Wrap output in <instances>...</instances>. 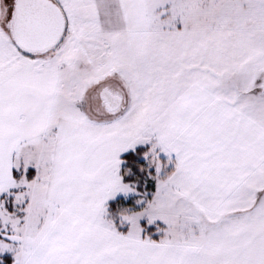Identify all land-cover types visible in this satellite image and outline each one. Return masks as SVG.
<instances>
[{
	"label": "snow or ice",
	"instance_id": "obj_1",
	"mask_svg": "<svg viewBox=\"0 0 264 264\" xmlns=\"http://www.w3.org/2000/svg\"><path fill=\"white\" fill-rule=\"evenodd\" d=\"M0 264H264V0H0Z\"/></svg>",
	"mask_w": 264,
	"mask_h": 264
}]
</instances>
